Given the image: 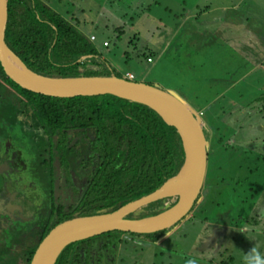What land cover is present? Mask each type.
<instances>
[{"label":"rangeland","instance_id":"374dc122","mask_svg":"<svg viewBox=\"0 0 264 264\" xmlns=\"http://www.w3.org/2000/svg\"><path fill=\"white\" fill-rule=\"evenodd\" d=\"M47 1L56 12L69 20L78 21L80 30L89 38L96 37L93 44L98 56L113 66L103 68L102 72L128 77L127 72L132 71L136 75V81L144 80L164 89H177L184 98L188 97L189 103L198 109L204 107L205 132L211 142L210 134L214 131V125L222 126L224 120L232 123V134L238 127L244 129L228 152H224L223 145L221 147L218 144L215 146L216 151H210L204 182L205 192L201 194L189 216L155 242L146 244L138 241L140 239H131L123 246L118 263L185 264L189 256H194L198 258L199 264H243L245 252L257 242L264 252V123L249 129L256 118L263 116L260 112L263 109L262 101L260 103L259 98L264 97V64L255 72L250 70L247 77L229 91L227 98L209 105L207 101L213 96L204 92L205 87L217 84L218 77L221 76V72L210 67L214 62L211 51L215 54L216 48L203 49L211 45H206V42L201 44V35L189 33L187 28V32L181 34V37L186 34L182 37L184 45L193 44L199 54H193L192 61L187 58L181 65L177 64V57L182 56H176L174 51L168 56H159L167 34L176 29L179 19L187 15L191 17L193 10L197 11L196 5L200 4L203 8L219 1L231 5L237 0ZM249 1L253 3L249 4V8L256 14L253 22L259 24V21L264 27V0ZM215 13L221 17L227 13L235 14L236 11H229L224 6L216 9ZM214 18L215 16L212 17L213 21ZM202 19L203 17L198 29H203ZM193 23L196 26L197 19ZM106 41L109 43L108 47L104 45ZM250 43L258 46L249 49L251 57L256 62L264 61V40L254 37ZM173 46L175 49L176 46ZM149 56L153 58L152 61L148 60ZM231 59L235 60L236 56ZM208 60L211 62L208 63ZM200 63L208 64L210 69L207 66L199 67ZM238 68L241 65L231 63L229 70L234 72ZM237 71L232 74L234 81L238 78L237 73H243L241 70ZM205 76L208 78L203 80ZM232 98L237 104H230ZM222 107L224 113L221 111ZM222 128L217 133L219 136L224 134V126ZM231 140L229 138L226 144ZM247 236L255 240H250ZM198 238L201 240L196 245ZM209 249L214 250L210 252Z\"/></svg>","mask_w":264,"mask_h":264},{"label":"trees","instance_id":"16d2710c","mask_svg":"<svg viewBox=\"0 0 264 264\" xmlns=\"http://www.w3.org/2000/svg\"><path fill=\"white\" fill-rule=\"evenodd\" d=\"M8 11L6 42L33 71L51 77L108 75L101 71L108 67L107 61L98 56L91 38L80 30L79 22L56 12L47 0H9ZM95 65L100 69L95 70ZM4 82L17 90L25 112L31 108L35 116L54 124L56 129L65 122L72 127L95 128L91 150L105 163L98 185L104 195L97 207H88L77 215H92L99 208L115 210L145 196L174 176L184 163L185 151L176 127L144 104L111 94L69 98L39 94L9 77L0 62L1 88L6 85ZM113 165L114 175L108 173ZM176 199L158 200L149 204L148 209ZM156 212L147 211L141 217ZM163 233L142 235L156 241Z\"/></svg>","mask_w":264,"mask_h":264},{"label":"flooded vegetation","instance_id":"af4514ba","mask_svg":"<svg viewBox=\"0 0 264 264\" xmlns=\"http://www.w3.org/2000/svg\"><path fill=\"white\" fill-rule=\"evenodd\" d=\"M4 83L0 87V264H31L55 225L99 205L105 163L91 150L94 127L65 122L56 129L31 108L25 112L17 90ZM109 170L114 175L115 165ZM149 206L144 212H158L162 205L150 210ZM144 235L110 231L78 241L67 246L55 264H119V254L131 239L153 242Z\"/></svg>","mask_w":264,"mask_h":264},{"label":"water","instance_id":"95a60500","mask_svg":"<svg viewBox=\"0 0 264 264\" xmlns=\"http://www.w3.org/2000/svg\"><path fill=\"white\" fill-rule=\"evenodd\" d=\"M8 2L0 0V62L14 81L33 92L59 98L111 94L144 104L178 130L185 151L180 170L153 192L121 207L99 210L92 215H75L55 225L37 247L31 264H55L72 243L110 231L149 234L174 228L189 216L203 190L210 139L200 112L176 90L135 81L116 74L51 77L30 69L9 47L5 32ZM84 56L82 59H85ZM83 72V70H81ZM177 197L176 203L165 202L156 214L141 217L144 207L161 199Z\"/></svg>","mask_w":264,"mask_h":264},{"label":"crops","instance_id":"0c3cea01","mask_svg":"<svg viewBox=\"0 0 264 264\" xmlns=\"http://www.w3.org/2000/svg\"><path fill=\"white\" fill-rule=\"evenodd\" d=\"M248 1V2H247ZM250 2V3H249ZM249 4L253 5V3L249 0H237L234 4L231 3V5H225L224 3H222V1L216 2L215 5H210L208 4L207 6L201 8V5L199 4L196 5L197 11H194V8H191L193 10V13L190 15H187L186 17H183L181 19H179L176 22V29L170 33L167 34V39L163 40V44L161 46V50H160V54L159 56L162 57L166 54V56L170 55L171 52H176V56H180L181 58H178V62L177 64L181 65L184 61L187 60V58H191L189 61H192V56L194 55H198L199 53L195 51L194 45L191 43H188L186 45H184V40L182 39L183 36H185L186 34L184 33V35L181 37L182 32H185L188 28L187 31H189V33H194L201 35L202 39H201V44L206 42V45L209 44L211 45V47H205L203 49L206 48H216L217 50H215V54L212 52V58L213 61L212 64L210 65L211 69L215 68L217 70V72H221V76L218 77L217 80V84H212V85H208L207 87H205V91L207 94L212 95L213 97H210V99H208L207 104H211L212 102L215 101H220L223 98H227L229 96V91H231L236 84L241 81L245 76L247 77V73H249L250 70H252L251 72H255L259 69L262 68L263 66V60H259L258 62H256V60L253 59V57H251L250 53H252L249 49H253L254 47L258 48V46L253 45V43H250L252 41V39L254 37H259L262 40H264V27H262L259 21L257 23L253 22V19L256 18V14L254 12H252L253 9L249 8ZM219 5V6H216ZM224 6L229 8V11L231 9H233V11H236V13L234 14H228L225 16H221L218 15L216 16L215 10L219 9V8H223ZM200 8L202 9L200 11ZM234 15H236L237 17H234ZM209 16V17H208ZM215 16V20L213 21L212 17ZM203 17V29H198L199 27H201V21L200 19ZM211 17V18H210ZM231 17V18H230ZM230 18V19H229ZM197 19V25L195 26L193 23V20ZM233 23V24H230ZM192 24V25H191ZM259 25V26H256ZM189 26V27H188ZM255 27V28H254ZM186 31V32H187ZM243 42V44H242ZM199 44V43H196ZM175 45V49L174 46ZM109 46V45H108ZM106 46V47H108ZM182 49H181V48ZM177 48V49H176ZM192 48V49H191ZM181 49V50H180ZM233 56H236L235 60H232L231 58ZM186 57V58H184ZM105 61V60H104ZM210 63L211 61L208 60ZM231 63L234 64H238L241 65V68H238L237 70H241L243 73H237L238 78H235L234 81V77H232V74H234L235 72H238L236 69L233 72L230 69ZM107 66L109 68V66L113 67L112 64L107 62ZM207 66V69L209 70L210 67L208 66V64L205 65V63H200L199 67L203 68V67ZM95 70L100 69L99 66L95 65L92 66ZM204 71V70H203ZM211 72V70L209 71ZM217 72H214L217 74ZM264 72V70H263ZM127 73H131L134 74L132 71H129ZM205 74V73H203ZM207 75V74H205ZM134 80L136 81V75L134 74ZM232 77V79H231ZM245 77V78H246ZM208 77H204V79H206ZM144 81V80H141ZM146 82V81H144ZM173 90H176L178 92L177 89H174L173 87H171ZM222 88V89H220ZM215 91V93H214ZM179 93V92H178ZM192 96V95H191ZM193 97V96H192ZM186 99L188 97H185ZM259 102L261 103L262 101V107L263 109L260 110V112L262 113L263 116H260L261 118H256L253 123L255 124H251V126L249 127V129L251 128H255V125L257 126H261V123H264V97L259 98ZM189 100V99H188ZM189 102V101H188ZM237 101H235L233 98L230 99V104L231 105H235ZM192 104V103H191ZM193 105V104H192ZM194 106V105H193ZM195 107V106H194ZM199 112H202V116L205 114V110L204 107H202L201 109H198L197 107H195ZM224 107H222L223 113H224ZM218 117V116H217ZM215 118V117H214ZM220 118V117H218ZM216 121L217 118L215 119ZM220 122L223 120H219ZM224 126V134L222 135H218L217 133L219 132V130L223 129L222 126L220 125H214V131L211 132L210 136H212V142L210 139V151H216L217 149H215V146L218 144L222 147L223 145V151L224 152H228L229 149L236 144V141L239 139L240 137V132L243 131L244 129H241L240 127L237 128V130H235V133L232 134L231 133V126L232 123H228L225 122V120L222 123ZM250 124V123H249ZM220 126V127H219ZM218 127V128H216ZM243 128V125H242ZM218 129V130H217ZM239 131V132H238ZM217 136V139H215ZM256 137V136H255ZM259 138H262V136H257ZM223 139V141H219L220 139ZM231 138V142H228V144H226V141ZM241 144V142H240Z\"/></svg>","mask_w":264,"mask_h":264},{"label":"clouds","instance_id":"9594fccd","mask_svg":"<svg viewBox=\"0 0 264 264\" xmlns=\"http://www.w3.org/2000/svg\"><path fill=\"white\" fill-rule=\"evenodd\" d=\"M132 80H134V79H132ZM200 114L202 115L203 113L200 112ZM241 232H243V231H241ZM247 237L250 240H255V238H253V237H249V236H247ZM201 238L197 239L196 245H197V243L200 242ZM213 250L214 249H209L210 252L213 251ZM242 259H243V264H264V252H262L260 250V246H259L258 242L255 243L253 247H251L248 251L245 252V254H244ZM185 264H199V260H198V258H196L194 256H189L185 260Z\"/></svg>","mask_w":264,"mask_h":264},{"label":"built area","instance_id":"2783aa9c","mask_svg":"<svg viewBox=\"0 0 264 264\" xmlns=\"http://www.w3.org/2000/svg\"><path fill=\"white\" fill-rule=\"evenodd\" d=\"M90 38H91L92 41H95L96 40V37L95 36H91ZM104 45L105 46H108V42L106 41L104 43ZM151 60L152 59H149V61H151ZM127 76H128L129 79H134V74L128 73Z\"/></svg>","mask_w":264,"mask_h":264}]
</instances>
